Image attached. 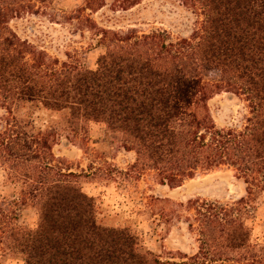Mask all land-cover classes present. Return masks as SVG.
<instances>
[{
	"label": "trees",
	"instance_id": "1",
	"mask_svg": "<svg viewBox=\"0 0 264 264\" xmlns=\"http://www.w3.org/2000/svg\"><path fill=\"white\" fill-rule=\"evenodd\" d=\"M51 1L0 0V168L17 189L16 201L0 198V255L23 264H176L144 247L130 226L99 220L96 197L81 187L86 175L53 154L54 133L18 119L17 107L30 104L64 111L71 129L103 124L134 151L128 171L153 170L167 189L199 171L232 167L243 193L232 205L195 201L199 245L181 258L264 264L245 218L264 192V0H169L191 18L174 39L166 29L98 27L84 12L106 0H85L73 18L89 22L105 48L94 68L49 60L9 27ZM219 92L246 103L240 126L215 125L207 101ZM18 204L35 209L34 226L17 223ZM239 249L236 259L230 251Z\"/></svg>",
	"mask_w": 264,
	"mask_h": 264
},
{
	"label": "rangeland",
	"instance_id": "2",
	"mask_svg": "<svg viewBox=\"0 0 264 264\" xmlns=\"http://www.w3.org/2000/svg\"><path fill=\"white\" fill-rule=\"evenodd\" d=\"M133 2L137 3L124 9ZM84 3L85 0H52L46 6L37 3L38 10L23 12L8 25L37 50L44 51L47 59L76 60L81 67L94 68L105 48L98 42L95 30L87 27L89 22L73 18ZM84 15L101 28L117 31L133 28L139 33L166 29L172 39L185 33L186 23L191 20L169 0H106L103 7L96 11L87 9ZM207 105L219 128L240 126L248 114L242 99L228 100L225 92L213 94ZM3 113L0 108V123ZM15 113L19 120L30 121L34 130L54 133L53 154L64 169L86 175L79 179L81 187L96 197L99 220L103 224L130 226L140 235L144 247L162 261L198 264L189 258H181L184 254H194L199 245L195 201L232 205L243 193L242 180L228 166L199 171L192 178L183 180L181 185L167 189L158 184L153 170L128 171L135 159L134 151L123 150L103 124L88 122L83 129H71L64 111L30 104H20ZM16 190L13 184L6 182L0 168V198L16 201ZM255 205L245 218L251 228L252 242L258 243L255 253L260 255L264 248V192L259 193ZM16 207L18 224H36L38 215L33 207L19 204ZM230 253L239 259L243 250ZM0 264H23V261L19 257L0 255Z\"/></svg>",
	"mask_w": 264,
	"mask_h": 264
}]
</instances>
